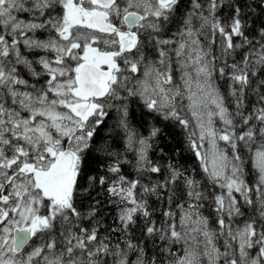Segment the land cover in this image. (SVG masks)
Segmentation results:
<instances>
[{
  "label": "snow or ice",
  "instance_id": "obj_1",
  "mask_svg": "<svg viewBox=\"0 0 264 264\" xmlns=\"http://www.w3.org/2000/svg\"><path fill=\"white\" fill-rule=\"evenodd\" d=\"M0 264H264V0H0Z\"/></svg>",
  "mask_w": 264,
  "mask_h": 264
}]
</instances>
